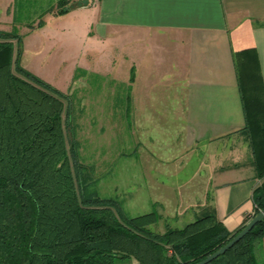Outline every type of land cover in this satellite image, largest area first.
I'll list each match as a JSON object with an SVG mask.
<instances>
[{"label": "crops", "instance_id": "0c3cea01", "mask_svg": "<svg viewBox=\"0 0 264 264\" xmlns=\"http://www.w3.org/2000/svg\"><path fill=\"white\" fill-rule=\"evenodd\" d=\"M17 1L0 0L1 31L17 26ZM59 1L41 16L51 22L59 17L63 40L84 34L95 59L92 73L104 62L121 66L138 146L152 141L154 182L159 191L185 194L175 206L154 201L157 211L179 223L188 214L193 223L213 213L232 233L244 226L255 213L253 193L263 180L244 131L236 57L250 51L264 93V0H97L94 6V0H78L82 6L55 15ZM39 23L28 26L48 25ZM151 127L168 130L165 139L174 152L156 150L161 142L149 133ZM137 154L142 155L139 149ZM162 174L184 179L166 182Z\"/></svg>", "mask_w": 264, "mask_h": 264}, {"label": "trees", "instance_id": "16d2710c", "mask_svg": "<svg viewBox=\"0 0 264 264\" xmlns=\"http://www.w3.org/2000/svg\"><path fill=\"white\" fill-rule=\"evenodd\" d=\"M60 0L55 15L82 6ZM43 26V20L38 27ZM33 29L34 25H30ZM13 30H0V264H197L227 245L264 210V93L257 61L243 51L236 66L247 133L263 183L255 189V213L232 233L213 213L184 228L157 233L166 219L155 209L129 217L115 199L87 193L88 180L74 134L73 97L21 65ZM65 101L68 102L66 108ZM70 128L73 140L68 141ZM264 220L209 264H259Z\"/></svg>", "mask_w": 264, "mask_h": 264}, {"label": "rangeland", "instance_id": "374dc122", "mask_svg": "<svg viewBox=\"0 0 264 264\" xmlns=\"http://www.w3.org/2000/svg\"><path fill=\"white\" fill-rule=\"evenodd\" d=\"M54 1L18 0L17 26L5 32L15 30L22 37L20 45L16 40L13 42L16 55L19 49L22 50L23 68L73 97L74 134L79 143L80 162L85 167L83 174L89 184L87 193L119 201L129 217L152 212L155 209L154 201L159 199L169 207L177 205L185 194L159 191L154 182L152 141L146 138L143 140L146 143L144 148L138 146L142 144L138 143L141 139L134 122L135 114L126 112L124 94L128 85L121 79V66L104 62L100 64L98 74L92 73L91 66L95 59L91 58L93 54L84 34L80 39L63 40L60 29L63 22L57 19L59 17L51 22L50 17L41 16ZM42 20L48 24L42 30H32L28 26ZM108 51L110 49L101 52ZM65 104L67 108L68 102L65 101ZM66 132L71 143L73 133L70 128ZM149 133L161 142L155 144L156 150L161 148L164 153L174 152L175 146L165 139L168 130L151 127ZM137 148L141 156H138ZM182 174H162L161 180L178 181L184 179ZM174 213L170 212L172 215ZM189 216L183 217L182 223L164 217L166 221L162 220L152 229L162 233L166 223L172 228H184L190 223ZM256 258L259 264H264V241L257 244Z\"/></svg>", "mask_w": 264, "mask_h": 264}, {"label": "water", "instance_id": "95a60500", "mask_svg": "<svg viewBox=\"0 0 264 264\" xmlns=\"http://www.w3.org/2000/svg\"><path fill=\"white\" fill-rule=\"evenodd\" d=\"M264 220V210L256 215L250 222L246 224V226L223 248L219 251L215 252L205 260L197 263V264H209L221 255L225 254L229 249L233 248L237 243H239L245 236L251 232L260 222Z\"/></svg>", "mask_w": 264, "mask_h": 264}, {"label": "built area", "instance_id": "2783aa9c", "mask_svg": "<svg viewBox=\"0 0 264 264\" xmlns=\"http://www.w3.org/2000/svg\"><path fill=\"white\" fill-rule=\"evenodd\" d=\"M96 3H97V0H94L93 2H91V5H96Z\"/></svg>", "mask_w": 264, "mask_h": 264}]
</instances>
